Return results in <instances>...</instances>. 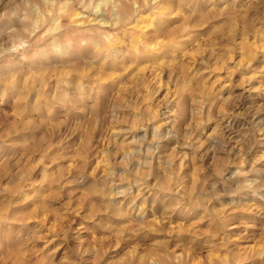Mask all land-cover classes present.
Instances as JSON below:
<instances>
[{
    "label": "clouds",
    "instance_id": "clouds-1",
    "mask_svg": "<svg viewBox=\"0 0 264 264\" xmlns=\"http://www.w3.org/2000/svg\"><path fill=\"white\" fill-rule=\"evenodd\" d=\"M206 3L210 8L222 6L221 22L226 25L228 43L234 45L236 28L245 39L264 36V0ZM161 8L162 0H0V105L7 96L19 107L27 92L25 77L35 81L46 70L89 68L109 62L110 67L123 68L132 53L116 46L115 41L126 36L144 14L159 16ZM260 47L264 50V43ZM222 67L228 73L227 82L218 91L190 92L186 98L187 83L181 85L179 79L173 82L170 77L169 82L176 86L157 100L159 85L150 87L137 74L131 92L124 83L119 84L122 95L109 88L101 96L94 91L92 81L79 77L70 82L59 79L41 104L33 83L31 91L36 99L30 111L38 118L55 109L59 115L85 119L98 133L96 155L104 162L102 175L93 177L78 171L69 181L75 189L97 198L90 204L94 212L110 213L100 216L90 228L113 242L123 237L124 230L108 224L124 222L129 233L128 244L106 257L102 241L87 240L77 228L67 246L63 241L56 245L64 246V251L50 258L49 264L52 259L56 264H187V249L181 255L167 246L170 233L179 236V229H166L148 220L145 204L150 205L153 216L159 210L162 219L172 211H178L179 218L186 221L206 218L209 223L205 227L213 231L201 247L224 251L228 264H264V247L242 249V241L234 243L238 233L231 232L225 215L227 209L246 211L264 205V169L257 167L264 161V95L246 87L254 79L247 74L250 61ZM202 68L216 70L211 58L202 61ZM234 71L240 72L238 82L231 79ZM259 72H264V67ZM137 91H141L140 96H136ZM44 131L31 130L6 151L0 146V156L10 159L7 153L21 144L42 148L46 142L32 137L43 136ZM181 166L186 169L183 173ZM16 167L9 183L14 188L21 184L32 187L26 168ZM48 173L45 167L41 176ZM5 192L0 185V196ZM26 195L22 192L21 199ZM25 211L19 209L14 219H0V257L17 261L23 248L31 253L29 264H39L40 257L33 249L41 240L44 225H30ZM94 218V213L86 217ZM232 224L243 226L245 232L252 226L264 237V208L257 217L239 216ZM48 243L51 241L44 247ZM141 243L147 245L142 251Z\"/></svg>",
    "mask_w": 264,
    "mask_h": 264
},
{
    "label": "rangeland",
    "instance_id": "rangeland-1",
    "mask_svg": "<svg viewBox=\"0 0 264 264\" xmlns=\"http://www.w3.org/2000/svg\"><path fill=\"white\" fill-rule=\"evenodd\" d=\"M221 9L222 6L208 7L206 0H162L159 16L144 14L139 23L134 22L132 30L126 36L115 41L116 46L132 53L130 62L123 68L110 67L109 62L89 68L53 69L51 72L46 70L35 81L31 76L25 77L24 87L27 92L19 107L11 104L7 96L3 98L4 102L0 105V146L5 151L9 146H16L20 138L27 136L31 130H45L43 136L32 137L33 140L46 142L42 148L34 149L30 143L21 144L15 151L7 153L10 159L0 156V185L6 189L5 194L0 196V219H14L18 210L23 208L30 225H44L41 240L35 242L33 249L35 255L40 257L39 264H49L50 258L58 257L64 251V246L72 241L77 228L85 234L87 240L102 241L106 257L128 244L129 233L128 225L124 222L108 224L109 228L124 230L123 237L113 242L102 239L100 232L90 228L100 216L110 213L103 210L94 212L90 204L97 198L90 192L75 189L69 181L78 171L93 177L102 175L104 162L96 155L98 133L90 129L85 119H73L70 114L59 115L55 109L38 118L37 113L30 111L36 99L31 91L33 83L40 92L41 104L47 100L52 84L59 79L70 82L79 77L82 81H92L94 91L101 96L109 88L117 95H122L118 90L119 84L124 83L128 92H131L137 82V74L150 87L159 85L161 93L157 100L176 86L169 82L170 77L173 82L179 79L181 85L187 83L186 98L190 92L218 91L227 82L225 77L228 73L223 65L233 67L241 61H250L251 68L247 74L253 75L254 79L246 87L255 89L258 95H264V87H261L264 84V72H259L264 67V50L260 47L264 43V36H248L245 39L241 30L236 28L232 33L235 46L228 43L227 28L221 22ZM209 58L216 69L214 72L204 71L202 68V61ZM231 79L238 82L241 79L240 72L234 71ZM140 95L141 91H137L136 96ZM123 97L128 99L127 94H123ZM17 165L25 167L29 172L32 187L21 184L14 188L9 183L17 172ZM45 167L49 169V173L41 176ZM257 167L264 169V161ZM181 171L183 173L186 169L181 166ZM22 192L27 194L23 199ZM145 208L149 210L147 219L157 226L179 229V236L176 232L170 233L167 246L169 250L174 249L181 255H185L187 249V264H228L224 251L201 247V242L208 240L213 231L205 227L209 223L206 218L186 221L179 218L178 211H172L167 218L162 219L159 210L153 216L150 205L145 204ZM262 208L264 205L257 204L246 211H225L231 232L238 233L233 242L242 241V249L264 247V237L252 226L245 232L243 226H233L232 221L239 216L255 218L261 214ZM93 213L94 219H86ZM154 235L164 239L158 234ZM49 240L51 243L44 247ZM62 241L64 246L57 248L56 245ZM145 247L147 245L139 244L140 251ZM21 252V259L12 261L7 257H0V264H29L31 253L23 248ZM51 264H56V260L52 259Z\"/></svg>",
    "mask_w": 264,
    "mask_h": 264
}]
</instances>
